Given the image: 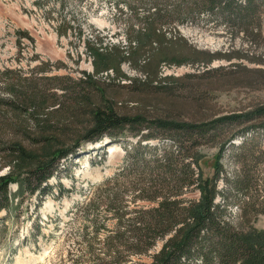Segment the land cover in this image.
Listing matches in <instances>:
<instances>
[{
  "label": "trees",
  "instance_id": "obj_1",
  "mask_svg": "<svg viewBox=\"0 0 264 264\" xmlns=\"http://www.w3.org/2000/svg\"><path fill=\"white\" fill-rule=\"evenodd\" d=\"M114 5L119 13L127 9L131 15L124 43L89 40L94 70L84 73L79 83L67 86L68 79L59 76L18 77L17 84L5 83L7 94L0 93V171L10 169L0 175V214L11 215L15 209L11 185L18 182L23 195L44 198L53 190L50 180L58 175L63 159L74 156L85 142L97 143L106 136L117 140L130 129L139 139L124 148L122 166L90 186L86 204L78 202L84 214H91L92 208L96 211L93 221L100 251L89 241L88 264H264V230L245 226L255 194L254 214H264V188L260 194L251 170L252 165L264 163V152L260 146L256 149L264 136V103L240 113L220 114L207 109L205 91L198 89L211 92L218 84L235 81L256 90L261 87L258 83L264 87V70L237 65L235 72L191 87V96H178L171 88L183 78L163 77L164 64L208 68L214 61L252 62L249 55L237 52L201 51L181 35L179 26L210 19L224 27L232 42L242 35L255 45L263 40L264 0H115ZM124 65L140 77H129ZM48 82L56 83L53 88L62 93L51 91ZM128 103L136 104L135 109L124 107ZM61 109L88 121L69 124L60 117ZM79 134L83 137L72 147L66 144L55 150ZM212 145L218 152L210 178L201 162L202 148ZM229 146L239 168L232 180L225 179L222 165ZM22 168L20 179L17 173ZM220 181L231 184L229 191L220 189ZM58 185L60 195L71 193ZM194 192L198 199H188ZM233 205L241 207L240 223L232 219ZM108 220L115 222L114 227L101 239L99 231ZM160 241L163 248L152 254ZM132 257L150 261L132 262Z\"/></svg>",
  "mask_w": 264,
  "mask_h": 264
},
{
  "label": "rangeland",
  "instance_id": "obj_2",
  "mask_svg": "<svg viewBox=\"0 0 264 264\" xmlns=\"http://www.w3.org/2000/svg\"><path fill=\"white\" fill-rule=\"evenodd\" d=\"M114 4L115 0H0L1 95L7 94V91H4L5 83L17 84L18 77L59 76L67 78L69 86L79 83V80L84 78V73H92L94 67L92 56L87 51L88 41L98 37L105 45L124 43L131 24L130 12L125 9L119 13ZM179 29L181 35L201 51L222 54L237 52L249 55L252 62L244 59L214 61L208 68L203 65L186 64L176 67L164 64V78L170 76L184 79L180 83L171 84V88L178 96H191V87L198 88V83H208L211 77L220 79L226 73L235 72V66L240 64L250 69L264 70V15L263 40L255 45H251L242 35L232 42L224 27L210 19L186 22L180 25ZM123 69L131 78L140 77V73L129 65H124ZM210 70L212 72L210 76L203 77L202 74ZM231 77L225 76L226 79ZM106 78L107 74L102 75L103 80ZM227 82L218 84L217 90L211 92L204 87L198 88L205 91L202 97L208 110L212 109L226 115L230 112L240 113L242 110L264 103L263 83H258L257 86L261 87L255 90L238 86V82L235 81ZM48 84L51 91L53 89L58 95L62 93L53 88L56 83ZM135 105L128 103L124 107L132 110L135 109ZM60 112L63 120L75 126L85 125L88 121L84 117L74 119L72 111L64 112L61 109ZM181 116L187 120L191 119L187 115ZM148 132L144 131L143 134ZM133 134L132 130L127 129L117 140L106 136L97 143L85 142L81 148L76 149L74 156L61 161L56 173L58 175L50 180L53 190L44 198L40 197V194L23 195L18 190V182L11 185L10 190L16 195V206L11 215H7L5 211L0 214V264H88L89 241L92 242L93 248H96V252L100 251L94 231L93 214L96 211L92 208L91 214H87L88 212L84 214V209L78 202L86 204L83 200L91 192L90 186L99 184L117 173L125 158L124 148L135 145L139 139ZM82 137L83 135L79 134L75 140L68 139L55 150L63 149L66 144L72 147L78 142L77 139ZM151 143L157 144L158 141L151 140ZM236 143L240 145L242 141ZM259 146L264 152V136L260 138L257 150ZM233 151L232 146L227 147L222 160L224 177L227 180H232L239 169L235 164ZM217 152V147L213 145L202 148L204 159L201 168L207 177L211 178L215 173L213 163ZM9 169L0 171V175L9 173ZM23 170L25 169L16 171L20 179L24 178ZM251 170L261 194L264 188V163L252 165ZM59 183L70 189L71 193L60 195ZM219 184L220 189L225 192L231 187L227 181H220ZM249 194L254 196V192ZM198 195L194 192L187 197L190 200H197ZM256 197L255 194L254 200L249 201L245 226L260 231L264 230V214L256 216L254 214L255 208L258 207ZM100 211L104 212V209ZM229 211L235 223L242 222L243 214L239 205L230 206ZM249 221L251 223L247 224ZM114 224V221H106V228H101L99 237L104 238ZM162 246L163 242H158L152 254L159 252ZM131 261L149 263L150 258L132 257Z\"/></svg>",
  "mask_w": 264,
  "mask_h": 264
},
{
  "label": "water",
  "instance_id": "obj_3",
  "mask_svg": "<svg viewBox=\"0 0 264 264\" xmlns=\"http://www.w3.org/2000/svg\"><path fill=\"white\" fill-rule=\"evenodd\" d=\"M108 143V142H107Z\"/></svg>",
  "mask_w": 264,
  "mask_h": 264
}]
</instances>
